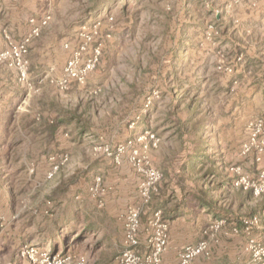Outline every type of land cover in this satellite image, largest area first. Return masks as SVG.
Instances as JSON below:
<instances>
[{"label":"rangeland","instance_id":"1","mask_svg":"<svg viewBox=\"0 0 264 264\" xmlns=\"http://www.w3.org/2000/svg\"><path fill=\"white\" fill-rule=\"evenodd\" d=\"M45 18L26 80L0 58V264H117L129 207L142 241L157 211L205 241L195 264H264V192L238 184L264 172V0H0V57ZM83 46L78 71L99 61L61 90Z\"/></svg>","mask_w":264,"mask_h":264},{"label":"built area","instance_id":"2","mask_svg":"<svg viewBox=\"0 0 264 264\" xmlns=\"http://www.w3.org/2000/svg\"><path fill=\"white\" fill-rule=\"evenodd\" d=\"M49 18H45L41 24H37L32 29L30 36L25 42L18 46L13 47L7 53L1 55L0 58L6 59L15 55L17 61L16 66L19 70L21 80H26L28 73V62L24 60V56L27 53V47L31 38L39 36L41 29L48 24ZM83 46L80 51L74 54L64 69V77L58 81H52L58 88L65 90L69 87L71 80L79 79L80 83H85V76L88 72L92 71L100 58V49H96L94 55L87 61L84 70L78 71L77 68L80 64L81 54L85 51ZM149 137V144L151 147H158L159 141L152 133H147ZM253 139L255 143V149L257 151L256 161L260 162L264 155V118L261 119L258 125L257 132L254 133ZM132 145V141L129 142ZM132 147V146H131ZM126 147L122 146L119 151L125 150ZM148 145L145 146V149ZM249 150V149H248ZM247 150V151H248ZM135 155L137 151L133 152ZM163 175L161 172L151 165L145 171V181L141 186V194L146 202L150 199V193L155 187L162 181ZM239 185L246 186L250 190L254 191L256 196L264 192V172L260 175V183L247 181L242 178L238 183ZM102 179L98 178L95 181V186L92 191L95 195L102 192L101 189ZM219 226H217V229ZM141 216L140 210L137 207H129L124 218V236L122 243V252L117 258V264H164V255L169 246V225L168 222L162 217V211L154 213V217L149 223L148 234L146 239H141ZM207 250V243L201 242L198 245L186 246L179 254V264H195L196 259L204 255Z\"/></svg>","mask_w":264,"mask_h":264},{"label":"crops","instance_id":"3","mask_svg":"<svg viewBox=\"0 0 264 264\" xmlns=\"http://www.w3.org/2000/svg\"><path fill=\"white\" fill-rule=\"evenodd\" d=\"M180 212L177 211H172L171 214L168 216V218L174 219L176 220V222H179L180 217H183L184 214H181ZM177 225H181L179 223H177ZM122 230H123V234L121 237V243L123 241V235H124V225L122 222ZM170 238H171V228H170ZM181 240V239H180ZM183 240V238H182ZM182 242V241H181ZM180 242V243H181ZM188 245H196V244H184V242H182L181 244H175L173 242H169V246H168V250L164 255V261L165 263H170V264H178L179 263V254L183 251V249L188 246Z\"/></svg>","mask_w":264,"mask_h":264},{"label":"trees","instance_id":"4","mask_svg":"<svg viewBox=\"0 0 264 264\" xmlns=\"http://www.w3.org/2000/svg\"><path fill=\"white\" fill-rule=\"evenodd\" d=\"M204 195H206V193L203 191ZM203 197H199V200H200V203L202 204V206H209V207H212V203L211 201H207V200H204L202 199ZM243 227H245V225L243 224Z\"/></svg>","mask_w":264,"mask_h":264}]
</instances>
